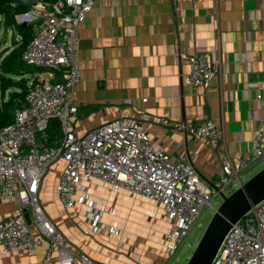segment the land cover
<instances>
[{
    "label": "crops",
    "instance_id": "1",
    "mask_svg": "<svg viewBox=\"0 0 264 264\" xmlns=\"http://www.w3.org/2000/svg\"><path fill=\"white\" fill-rule=\"evenodd\" d=\"M195 52H209L210 61L220 63L207 86L185 80L190 63L181 54ZM77 59L81 78L72 127L79 135L118 117L146 115L144 128L154 146L194 165L210 184L226 148L246 156L258 127L264 0H97L79 25ZM204 118L224 131L216 148L187 137V129ZM62 166L57 162L45 176L40 198L71 246L105 264L160 263L173 224L161 203L94 180L91 199L104 209L96 222L80 192L72 209L63 206L56 191ZM16 206L0 199V218ZM94 222L98 231L88 233ZM45 255L43 245L32 253L0 252V264H42Z\"/></svg>",
    "mask_w": 264,
    "mask_h": 264
},
{
    "label": "built area",
    "instance_id": "2",
    "mask_svg": "<svg viewBox=\"0 0 264 264\" xmlns=\"http://www.w3.org/2000/svg\"><path fill=\"white\" fill-rule=\"evenodd\" d=\"M18 1L30 5L28 12L17 15L18 23L32 26L22 60L39 70L29 78L25 106L15 111L11 123L0 126V199L17 205L0 218V252L32 253L43 245L42 264H105L71 246L42 204V182L52 166L62 162L56 191L63 206L72 209L80 192V201L88 202L96 222L104 209L91 199L94 180L161 203L173 224L164 235L158 264H169L204 210H215L216 197L228 195V188L240 184L242 172L264 160V97L258 95L263 104L249 153L236 157L226 148L219 174L210 184L202 181L194 165L154 146L144 128L146 115L135 120L118 117L79 135L72 127L78 112L74 89L81 78L77 31L97 0ZM209 54H181L190 63L185 80L195 87L207 86L220 71L219 61L211 62ZM51 118L60 122V138L48 133ZM187 137L216 148L225 134L204 118L187 129ZM96 222L88 233L98 231ZM212 264H264V200L233 225Z\"/></svg>",
    "mask_w": 264,
    "mask_h": 264
},
{
    "label": "trees",
    "instance_id": "3",
    "mask_svg": "<svg viewBox=\"0 0 264 264\" xmlns=\"http://www.w3.org/2000/svg\"><path fill=\"white\" fill-rule=\"evenodd\" d=\"M50 3L55 0H45ZM30 5L18 0H0V26L6 30L15 28L20 38L15 35L12 47H7L0 53V126L11 123L15 111L25 106V95L29 88V76L39 70L33 65L22 60V53L32 38L31 24L18 23L17 15L26 13ZM7 91H10L6 97ZM48 133L51 138H60L62 130L57 118H51L48 125Z\"/></svg>",
    "mask_w": 264,
    "mask_h": 264
},
{
    "label": "water",
    "instance_id": "4",
    "mask_svg": "<svg viewBox=\"0 0 264 264\" xmlns=\"http://www.w3.org/2000/svg\"><path fill=\"white\" fill-rule=\"evenodd\" d=\"M26 25V22L22 23ZM264 200V167L255 175L241 180L237 189L222 195L221 204L207 224L194 251L185 264H212L221 244L238 221Z\"/></svg>",
    "mask_w": 264,
    "mask_h": 264
},
{
    "label": "rangeland",
    "instance_id": "5",
    "mask_svg": "<svg viewBox=\"0 0 264 264\" xmlns=\"http://www.w3.org/2000/svg\"><path fill=\"white\" fill-rule=\"evenodd\" d=\"M20 38L18 35V31L15 28L5 29L3 26H0V53H2L7 47H12L13 36ZM10 91H7L6 97H8ZM0 100H2V95L0 91ZM264 167V160L260 161L257 165H255L250 170H246L242 173L243 181H246L253 175H255L258 171H260ZM239 183H234L232 188H228L226 193L229 195L233 189H237ZM222 202V197L217 196L215 200V207L217 208ZM215 210L213 208H207L202 213L200 219L197 224L194 226L191 233L185 239L184 243L179 248L176 255L173 257L172 261L169 264H185L190 258L192 252L194 251L198 241L200 240L201 235L203 234L207 224L210 219L214 215Z\"/></svg>",
    "mask_w": 264,
    "mask_h": 264
}]
</instances>
